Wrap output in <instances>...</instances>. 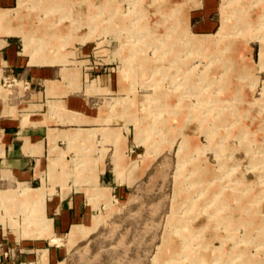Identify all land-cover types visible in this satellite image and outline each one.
<instances>
[{
	"label": "rangeland",
	"instance_id": "rangeland-1",
	"mask_svg": "<svg viewBox=\"0 0 264 264\" xmlns=\"http://www.w3.org/2000/svg\"><path fill=\"white\" fill-rule=\"evenodd\" d=\"M0 7V36H18L31 65L62 66L75 91L79 61L90 59L120 86L84 82L86 93H104L95 107L108 123L63 136L73 146L52 160L49 184L0 170V264H264V0ZM83 44L91 56L70 60ZM12 84L0 85L8 108L25 99ZM52 108L64 123L91 122ZM113 155L128 189L98 187L99 166ZM63 190L96 211L58 238L47 206Z\"/></svg>",
	"mask_w": 264,
	"mask_h": 264
},
{
	"label": "crops",
	"instance_id": "crops-1",
	"mask_svg": "<svg viewBox=\"0 0 264 264\" xmlns=\"http://www.w3.org/2000/svg\"><path fill=\"white\" fill-rule=\"evenodd\" d=\"M10 3L11 0H0V6H8ZM0 42H2L0 85L3 80L5 84L10 80L15 83L11 86L17 85L20 96L25 98L20 101L21 104H10L9 108L7 104L0 103V145L3 147L0 155V170L2 173L10 175L11 181L16 180L26 185L39 184L41 186L45 185L46 181L47 185L49 184L47 180L51 175L52 160L58 159L63 153H66V157L73 146L63 136L77 129H93V126L100 123H108L106 122L108 114L104 118L100 117L98 111L100 107H95V104L99 102L98 98H100L98 95L104 93L95 96L86 93L84 82L102 81L105 88L101 89L117 90L120 87L119 80L116 75L110 73L108 68L105 69V72L96 75L99 69H103L99 68L100 64L97 62L92 64L90 59L83 60L79 61L85 63L81 75V89L72 91L69 81L63 78L62 66H33L29 63V59L26 60L22 57L23 53L18 51V36H0ZM86 45L83 44L77 48L74 55L69 56V59L78 61V59L87 58L86 56L90 57L91 51L90 48H86ZM90 65L92 66L88 67ZM70 67L73 66L70 65ZM21 87L27 94L21 93ZM51 88L53 91L50 90ZM108 99L111 98L108 97ZM107 104H114V98ZM54 105H62L67 111L74 112L78 117L86 118L91 122L64 123L60 119V115L53 111L52 106ZM94 120L97 122H93ZM64 143L70 144L68 150L62 149L61 146ZM103 163L99 166L98 187L112 190L111 186L115 184V188L120 186L123 189H128L127 184L119 182L118 185L117 183L114 155L113 162L107 160ZM125 164L124 166H126ZM61 170L57 167L55 171L61 173ZM95 211L96 209L81 193L67 192L66 190L55 192L50 197L47 206V215L52 223L53 235L58 238L68 235L73 226L87 224Z\"/></svg>",
	"mask_w": 264,
	"mask_h": 264
},
{
	"label": "bare ground",
	"instance_id": "bare-ground-1",
	"mask_svg": "<svg viewBox=\"0 0 264 264\" xmlns=\"http://www.w3.org/2000/svg\"><path fill=\"white\" fill-rule=\"evenodd\" d=\"M40 59V58H39Z\"/></svg>",
	"mask_w": 264,
	"mask_h": 264
}]
</instances>
